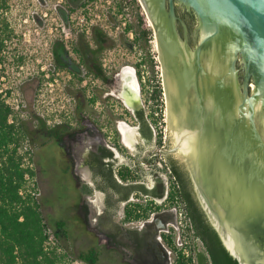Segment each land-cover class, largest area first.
I'll use <instances>...</instances> for the list:
<instances>
[{"label": "flooded vegetation", "instance_id": "af4514ba", "mask_svg": "<svg viewBox=\"0 0 264 264\" xmlns=\"http://www.w3.org/2000/svg\"><path fill=\"white\" fill-rule=\"evenodd\" d=\"M136 4L141 16L138 19V27L143 49L153 47L157 54L155 56V63L159 64L157 76L167 108L166 125L170 127L166 144L164 145L163 141V130L159 128V117L150 119L146 113L140 69L134 67L130 70L126 67L116 71L114 65L111 66L107 59H101L99 54L95 58L103 72L101 77L89 69L79 52H76L74 61L67 49V60L71 64V69L77 68L78 80L72 114L64 111L57 114L55 113L57 110L53 111L51 103L46 101L44 108L48 113L32 116L33 129L28 136L29 142L35 150L57 149L61 155L56 159L57 162L66 169L73 168L74 170H70L73 177L75 169L82 165L90 166L95 177L105 181L118 176L119 171L116 172V167L126 168L130 174L127 181L136 182L126 187L127 205L138 192L152 198L156 194L158 184L163 183L166 186L158 170L152 173L156 184L153 189H148L144 184H137L146 176L143 169L145 164L157 165L160 159L164 158L167 165L170 167V164L174 165L179 172L181 187L202 206L188 162L178 156L180 150H175L177 144L171 146L173 129L168 123V112L171 116L176 114L180 118L191 117L196 124L203 122L206 128H212L211 126L219 121L218 117L224 115L220 107L227 99L228 75L226 52L222 51L221 46L226 41L227 32L224 30L223 34L216 38V43L221 48L220 52L217 48L212 50L211 42L199 50L202 43L201 22L191 6L180 0H136ZM238 61H241L240 57ZM236 67L239 84H243L245 73L242 65L238 63ZM250 88L252 92L254 89L252 78ZM116 103L121 110L117 108ZM102 104L104 107L99 109ZM175 107L182 110L173 113ZM117 110H120V113H117ZM105 114L107 120L102 123L100 118H104ZM120 124L126 126L137 124L132 146L125 143ZM129 133L131 134L130 130ZM172 173L174 174L173 170ZM134 189H137V192ZM167 199L165 196L155 198L154 201L156 205L161 206ZM185 206L187 210V205ZM116 212L117 209L99 216L104 218L94 227L99 242L105 240L106 244L112 243L116 248L122 244L128 246L136 252L134 258L140 256V264H172L169 256L165 258L158 251L157 243L160 242L165 230L168 227L170 230L171 225L176 223L174 211L162 216L164 228H159L156 224L161 218L159 211L136 230L125 231L112 222L111 217ZM90 216L92 209H89L88 215L82 219L89 231L91 228L87 226L85 220L91 224ZM61 231L63 235H68L63 228Z\"/></svg>", "mask_w": 264, "mask_h": 264}, {"label": "rangeland", "instance_id": "374dc122", "mask_svg": "<svg viewBox=\"0 0 264 264\" xmlns=\"http://www.w3.org/2000/svg\"><path fill=\"white\" fill-rule=\"evenodd\" d=\"M109 1L111 4H108ZM132 1L136 5L137 15L133 14L130 30H125L117 17V13H120L118 0H81L76 8L66 0H8L6 18L12 34L0 56V84L6 101L14 106L20 104L27 107L20 110L26 118L17 120L19 126L24 125L27 132H30L33 129L32 116L48 113V110L44 108L46 101L51 103L53 111L57 110L55 113L64 111L69 115L72 114L78 91L77 76L68 70L58 69L53 49L57 43H61L65 48L69 47L76 51L85 41L94 47L92 39L94 27L106 33L110 41L108 47L101 53V59H107L111 66L114 65L116 71L126 67L130 70L135 67L142 71L147 81L142 92L145 110L150 117H154L155 104L152 100L150 102L148 93L152 89L150 88V80L153 78L151 76L156 71L155 66L159 64L155 63L154 57L157 54L153 51V47L143 49V42L137 40V31H140L138 30L140 14L136 0ZM131 31L133 37L130 35ZM72 57L75 61V56ZM140 64L142 67L139 68ZM8 92L10 94L5 95ZM116 105L121 110L119 104L116 103ZM99 107L102 109L104 105ZM120 110L116 112L120 113ZM100 119L102 123L106 122L107 114ZM163 129H166L165 133L168 136L170 133L168 125H163ZM28 136L29 133L22 139L20 146L29 139ZM176 144L173 138L171 146ZM32 149L36 184L41 191L39 200L43 216L54 233V228L59 222L68 233V235H62L61 240L58 239L62 251L60 254L65 255V261L70 264L80 261L78 258L80 254L96 249L99 264H140V256L134 258L136 252L128 246L122 244L116 248L112 243L106 244L105 240L99 242L98 235L94 233V227L104 219L103 217L90 216L91 224L85 220L87 226L91 228L90 231L86 227L82 220L85 217L78 214L81 195L77 191L70 172L57 162L56 159L61 156L59 151L54 148L35 150L32 147ZM178 156L183 159L181 151ZM143 169L146 176L137 184H144L148 189H153L156 184L152 173L156 170L146 166H143ZM126 183L134 185L136 182L127 181ZM134 191L137 192V189ZM143 195L138 192L131 203L148 201V196ZM170 202H164L161 206L165 208L171 204ZM123 218L124 211L119 209L111 217L112 222L119 229L136 230L144 221H149L152 215L148 220L132 223H124ZM169 258L174 264L175 255Z\"/></svg>", "mask_w": 264, "mask_h": 264}, {"label": "water", "instance_id": "95a60500", "mask_svg": "<svg viewBox=\"0 0 264 264\" xmlns=\"http://www.w3.org/2000/svg\"><path fill=\"white\" fill-rule=\"evenodd\" d=\"M180 1L200 18L199 50L211 42L220 52L216 38L226 30L221 47L228 86L226 102L219 106L224 115L212 128L168 112L175 150L188 162L200 202L227 250L240 264H264V0ZM165 214L156 221L159 228ZM157 247L169 256L161 242Z\"/></svg>", "mask_w": 264, "mask_h": 264}, {"label": "trees", "instance_id": "16d2710c", "mask_svg": "<svg viewBox=\"0 0 264 264\" xmlns=\"http://www.w3.org/2000/svg\"><path fill=\"white\" fill-rule=\"evenodd\" d=\"M66 1L75 8L81 2V0ZM7 10L8 0H0V56L12 34L6 18ZM127 30H130V27ZM140 35L141 32L137 31V40L139 41L141 40ZM92 39L94 47L85 41L76 49V52L82 55L92 72L102 77V69L97 65L95 57L108 47L110 41L106 33L97 27L93 28ZM53 51L58 69H69V72L77 76V68H70L71 64L67 60L65 46L57 43ZM20 61L22 62V59ZM161 92L157 89L155 96L161 95ZM11 113L12 110L0 93V264H70L65 261V255L59 254L56 249L51 252L45 250L47 240L45 229L51 225L43 216L40 200H36L30 195L25 198L20 195V191L25 185L26 170L21 167L22 158L18 155V146L30 132H27L24 125L18 129L14 124H9ZM170 165L179 181L180 188L171 191L166 202H172L178 196L187 205V213L192 221L195 236L203 243L212 264H240L223 244L219 233L211 224L199 201L193 199L191 194L181 187V176L174 165ZM30 173L32 176H36V172L31 171ZM119 176L123 181H127L130 174L124 168ZM190 182L189 184L192 186ZM165 196L166 186L160 183L157 185L155 196L148 197V201L145 203L134 202L126 206L124 223L148 220L153 213L164 208L156 205L154 199ZM125 198L127 200V196ZM62 227L61 222L57 227H53L59 240L63 235ZM163 238L165 243L174 248L172 235H164ZM78 258L86 264H99L98 254L93 250L80 254ZM197 259L199 264L206 262L203 253H198ZM175 264H189V262L181 255H177Z\"/></svg>", "mask_w": 264, "mask_h": 264}, {"label": "built area", "instance_id": "2783aa9c", "mask_svg": "<svg viewBox=\"0 0 264 264\" xmlns=\"http://www.w3.org/2000/svg\"><path fill=\"white\" fill-rule=\"evenodd\" d=\"M120 4V13H117V17L121 21V25L126 30L128 29L131 24L133 23V14L137 15L136 11V5L133 3L132 0H118ZM108 4H111L110 1ZM87 7V6H86ZM138 18V16H136ZM117 29L119 30L120 27L118 26ZM130 35L133 37V32H130ZM67 51L72 55L75 56L76 61V51L70 49L69 47H66ZM155 60V57H154ZM159 67L155 66V72L153 77L150 80L151 83V91L148 93V98L150 102L153 101L155 112L153 113L154 117H150V119H155L156 117H159V128L163 131V141L164 145L166 144V129H163V125H166L167 118H166V104L164 102V94L161 92V95L155 96V91L161 90V83L159 82V77L157 76V72ZM142 84L145 86L147 84L146 78L142 75ZM149 88V87H148ZM162 91V90H161ZM0 93L2 94V98L5 100V96L3 95L4 91L1 89L0 84ZM10 94V92L5 93V95ZM144 97V96H143ZM152 100V101H151ZM5 103L10 107L12 110V113L9 116V124H14L16 128H20L22 126H19V123L17 120L22 119L25 120V115L20 113V110L22 108H27L26 105H12L9 103V101L5 100ZM19 113V115L17 114ZM17 118V119H16ZM112 137V136H111ZM25 138V137H24ZM24 145L18 146V155L22 158L21 160V167L26 170L25 174V185L23 189L20 191V195L25 198L27 195H30L32 198L38 200L41 196V191L38 189L36 184V176L31 175V171L35 172V162H34V156H33V149L30 145L29 139H27L25 142H23ZM14 147V145H12ZM144 166L154 168L155 170H158L161 177L164 179L166 186H167V194L166 197L169 196V193L171 191H176L179 189V183L175 177V175L172 173V169L169 165L166 164V161L164 158H161L159 163L157 165H150L145 164ZM171 204L169 206H165L164 209H162V213H169L170 211H174L176 214V223L174 225H171V229L169 230V227L165 230L163 233L164 235L173 236V244L174 248H171L167 243H165L164 238L160 237V242L165 247V249L168 252L169 256L175 255L177 259V255H181L184 257L189 264H199L197 255L198 253H203L206 262L205 264H212L211 258L208 255L206 248L204 247L203 243L195 236V231L193 228V224L191 219L188 216L186 206L185 204L179 199L178 196L175 197V199L170 202ZM154 216V213L152 214ZM45 235L47 236V240L45 243V250L47 252H51L53 249H56V251L60 254L62 251L59 247L58 238L56 237L55 233L51 229V227H47L45 229ZM163 238V239H162ZM176 261V260H175ZM174 261V264H175ZM72 264H86L84 261H76L72 262Z\"/></svg>", "mask_w": 264, "mask_h": 264}, {"label": "crops", "instance_id": "0c3cea01", "mask_svg": "<svg viewBox=\"0 0 264 264\" xmlns=\"http://www.w3.org/2000/svg\"><path fill=\"white\" fill-rule=\"evenodd\" d=\"M128 127L131 128L129 140H125L124 136L123 139L127 145L132 146L133 135L136 134L138 126L137 124H131ZM122 169L124 167H116V172L119 171L120 173ZM67 170L70 172V170L74 169L69 168ZM75 170V175L72 177L76 183L77 191L81 195L78 208L80 215L86 217L89 209H92V215L94 217L109 214L115 209L125 211L127 206L125 191L126 187H129V184L126 183L127 181H123L119 174L118 176L116 175L115 179L105 181L95 177L90 166L82 165Z\"/></svg>", "mask_w": 264, "mask_h": 264}, {"label": "bare ground", "instance_id": "6f19581e", "mask_svg": "<svg viewBox=\"0 0 264 264\" xmlns=\"http://www.w3.org/2000/svg\"><path fill=\"white\" fill-rule=\"evenodd\" d=\"M121 130H122L125 140H129V137H130L129 130L131 131V129L128 128V126L126 125H121Z\"/></svg>", "mask_w": 264, "mask_h": 264}]
</instances>
